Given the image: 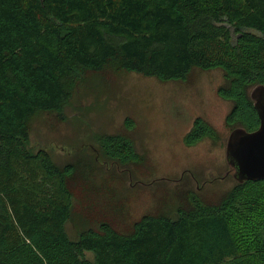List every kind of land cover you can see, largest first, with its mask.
Wrapping results in <instances>:
<instances>
[{"label":"trees","instance_id":"1","mask_svg":"<svg viewBox=\"0 0 264 264\" xmlns=\"http://www.w3.org/2000/svg\"><path fill=\"white\" fill-rule=\"evenodd\" d=\"M104 68L164 82L221 69L227 123L255 131L264 0H0V264H264V180L237 181L217 204L191 193L189 209L146 214L131 233L105 222L69 238L75 166L29 150V124L61 115L79 73ZM205 137L217 132L197 118L185 143ZM103 148L121 163L138 157L122 136H106Z\"/></svg>","mask_w":264,"mask_h":264},{"label":"rangeland","instance_id":"2","mask_svg":"<svg viewBox=\"0 0 264 264\" xmlns=\"http://www.w3.org/2000/svg\"><path fill=\"white\" fill-rule=\"evenodd\" d=\"M227 84L221 69L197 68L186 80L166 82L109 68L79 73L61 115L35 116L27 143L32 152L47 150L59 167L75 166L69 179L74 207L65 225L69 238L77 240L105 222L131 233L146 214L175 218L180 207H191V193L207 204L224 201L237 183L231 174L225 177L227 141L236 127L227 123L233 102L218 93ZM197 118L217 137L189 146L185 138ZM108 135L127 138L137 160L121 163L107 155Z\"/></svg>","mask_w":264,"mask_h":264},{"label":"water","instance_id":"3","mask_svg":"<svg viewBox=\"0 0 264 264\" xmlns=\"http://www.w3.org/2000/svg\"><path fill=\"white\" fill-rule=\"evenodd\" d=\"M252 98L260 118L259 128L252 132L234 129L226 146L229 170L225 177L231 174L241 183L264 180V85L254 89Z\"/></svg>","mask_w":264,"mask_h":264}]
</instances>
